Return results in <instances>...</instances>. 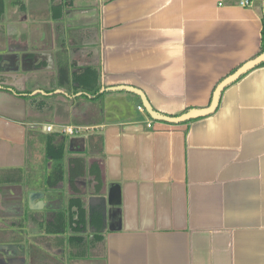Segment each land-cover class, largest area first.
Segmentation results:
<instances>
[{"label": "crops", "instance_id": "1", "mask_svg": "<svg viewBox=\"0 0 264 264\" xmlns=\"http://www.w3.org/2000/svg\"><path fill=\"white\" fill-rule=\"evenodd\" d=\"M240 1L0 0V264H264V65L189 123L114 89L170 116L208 107L261 49L264 0ZM48 123L85 128L61 179Z\"/></svg>", "mask_w": 264, "mask_h": 264}, {"label": "trees", "instance_id": "2", "mask_svg": "<svg viewBox=\"0 0 264 264\" xmlns=\"http://www.w3.org/2000/svg\"><path fill=\"white\" fill-rule=\"evenodd\" d=\"M264 57V3H263V16H262V41H261V49L259 51V53L251 58L250 60H247L243 63H241L239 66L235 67L226 77L234 74L240 67H242L244 64H246L247 62L249 61H252V60H256V59H259V58H262ZM261 65H264V60L261 61L260 63L254 65V66H251L250 68L246 69L236 80L232 81L231 83H229L227 85V87L229 85H231L232 83L236 82L237 80H239L240 78H242L245 74H247L249 71H251L252 69L256 68V67H259ZM58 82L59 84H61L62 86H70V71L67 70V67L66 66H62L60 65L59 66V71H58ZM226 77H223L219 82L218 84L215 86L214 90H213V94H214V91L216 90L217 86L226 78ZM9 78H11L10 75L6 74V73H0V82H5L7 81ZM89 91V90H88ZM92 91V90H91ZM99 89H96L94 91H92L91 93L87 92L89 96H93V97H101L103 95V93H98ZM87 93L86 91H83V97L84 96H87ZM213 97V96H212ZM212 101V100H211ZM191 108L189 109H186L184 111V113L188 112ZM201 118V117H200ZM199 119V118H197ZM195 120V119H194ZM190 121H193V120H190ZM190 121H187L185 123H189ZM49 135H51L50 137L51 138V142L53 141V143L55 145H53V148H51V145H49V153L54 156L55 158L58 159L56 165H57V168H56V172L58 173V176H59V179L62 178L63 176V167H62V158H63V142H64V136L65 134L60 132V131H52L49 133ZM72 161H74L72 163ZM75 163H78L77 165L79 164H84V159L83 158H72L70 160V169H69V178H70V182H71V187H73L75 190H77V186L75 184V179L76 177L78 176V174L74 171V167L72 168V165H76ZM99 180L101 181L102 178L100 175L98 176ZM48 180L50 181V177L48 178ZM99 215H94V217H97Z\"/></svg>", "mask_w": 264, "mask_h": 264}, {"label": "water", "instance_id": "3", "mask_svg": "<svg viewBox=\"0 0 264 264\" xmlns=\"http://www.w3.org/2000/svg\"><path fill=\"white\" fill-rule=\"evenodd\" d=\"M263 60H264V57L256 59V60L249 61L246 64H244L242 67H240L234 74L226 77L217 86L216 90L214 91V94H213V97H212V101H211V103H210V105L208 107H205V108H192L188 112L183 113V114L178 115V116L165 115V114L155 110L152 107V105L150 104V102H149L147 96L145 95V93L141 89H139L137 87H133V86H130V85H120V86L115 87L114 89L128 90V91H133L134 93H137L142 98V101L144 103L145 109L152 116V118H154L155 120H158V121H165V122H169V123H173V124H178V123L187 122V121H190V120H194V119H197V118L204 117V116L212 114L218 108L221 95H222L224 89L227 87V85L229 83H231L232 81L236 80L246 69H248L251 66H254V65L258 64V63H260Z\"/></svg>", "mask_w": 264, "mask_h": 264}, {"label": "built area", "instance_id": "4", "mask_svg": "<svg viewBox=\"0 0 264 264\" xmlns=\"http://www.w3.org/2000/svg\"><path fill=\"white\" fill-rule=\"evenodd\" d=\"M240 4L245 7L250 6L252 4V0H241ZM139 108L141 110H144L143 106H139ZM56 126L48 123L44 125V128L47 132L60 131L64 134H76L82 132L85 129L83 126H75V125H67V124H58ZM148 126L151 127L152 123L149 122Z\"/></svg>", "mask_w": 264, "mask_h": 264}, {"label": "rangeland", "instance_id": "5", "mask_svg": "<svg viewBox=\"0 0 264 264\" xmlns=\"http://www.w3.org/2000/svg\"><path fill=\"white\" fill-rule=\"evenodd\" d=\"M31 72H27L26 75H23L22 77L21 76H18L19 73L18 71H14L11 73V75H13V80L12 82H10V84L14 87H21V88H24L23 85L26 84V80L29 82V83H32L33 81V76L30 75ZM32 80V81H31ZM10 85V86H11Z\"/></svg>", "mask_w": 264, "mask_h": 264}]
</instances>
